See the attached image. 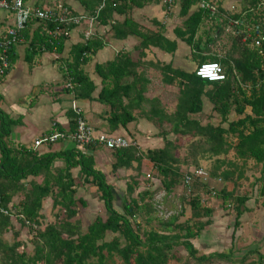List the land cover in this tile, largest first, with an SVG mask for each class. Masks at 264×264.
Here are the masks:
<instances>
[{"label":"trees","instance_id":"trees-1","mask_svg":"<svg viewBox=\"0 0 264 264\" xmlns=\"http://www.w3.org/2000/svg\"><path fill=\"white\" fill-rule=\"evenodd\" d=\"M78 1L99 25L110 26V33L115 39H139L135 47L139 57L135 59L128 52H119L113 61L97 64L95 71L101 78L102 89L94 99L96 85L85 74L83 67L105 44L98 35H92L84 43L72 47L69 60H60L63 63L59 69L66 80L65 91L73 94L76 100H96L105 105L112 131L134 122L136 112L146 106L145 116L157 128V137L162 140L163 146L144 152L138 146L111 150L115 159L113 173L121 169L135 172L126 179V197L122 201L123 211L120 212L115 205V188L107 181L106 175L96 168L94 157L86 153L99 146L88 145L84 151L72 148L44 154L35 148L17 147L10 141V136L12 127L20 120H14L0 107V264H108L114 257L124 264H169L182 260L179 248L201 264L219 260L232 262V251L200 255L193 243L212 224L213 210L203 206L202 190H199L204 187V191L209 193L206 183H192L188 201L192 215L184 222L180 221L184 210L167 219L158 215L157 206L153 203L155 191L152 186L153 181L157 180L166 195L173 193L187 174L182 167L188 164V159H182L181 149L190 143L188 152L192 158L199 154L202 158L217 157L211 176L224 182L233 180L232 172L222 169L230 151L244 163L252 160L262 165L257 195L264 198V43L257 48L250 40L243 41V35H235L232 48L225 58L210 55L227 20L214 22L216 31L212 36L207 34L204 42L198 33L204 21L209 20V14L199 4L210 0H180V16L185 21L182 28L175 29V34L191 48L197 67L195 71L188 72L175 68L172 63L150 62V67L161 74L164 85L178 88L176 107L168 112L159 98L146 96L150 80L146 72L140 69L146 51L155 48L174 54L178 49L177 42L165 37L166 30L162 25L157 30H145L132 17L134 10L153 5L155 0ZM261 2L250 0L249 8ZM195 5H198L197 10L191 13ZM217 7L221 13L228 12L221 6ZM115 15L124 19L116 21ZM231 18L238 20L241 14H232ZM34 23L37 27L31 38L28 28L23 31L30 38L25 55L30 67L43 53L62 54L68 39L61 37L52 46L49 31L55 25L49 22ZM14 53L12 48L8 53L9 66L0 73V81L16 61ZM207 62L220 63L225 70L226 80L209 82L199 78L196 70ZM1 68L0 60V71ZM1 99L0 95V103ZM205 101L213 106V111L220 117L219 125L211 122L204 124L198 118L204 112ZM233 114L235 120L231 119ZM69 119L70 131L67 133L56 125L67 139L75 131L76 109L69 111ZM225 124L227 128L223 127ZM58 160L65 163L64 168L54 167ZM143 160L149 161L152 166L153 173L147 176L142 174ZM193 162L197 164V160ZM77 168L80 169L78 180L72 174V170ZM87 187L95 189L107 216L97 217L84 233L76 217L79 208H85L87 204L77 195L80 188ZM218 197L224 200L227 208L233 206L236 231L242 216L250 211L247 206L250 198L236 195L235 190L227 192L225 189L220 190ZM48 199L52 201L54 222L43 227V211ZM139 219L145 220L146 225L150 226L149 230L143 229ZM15 222L29 229L34 248L32 256L20 250L24 243L19 241L20 232L16 230ZM154 222L156 225H153ZM9 233L13 236L11 243L5 240ZM109 234L114 235L110 241L107 240ZM249 255L257 256L249 264H264V255L257 251L246 254L240 263L245 264Z\"/></svg>","mask_w":264,"mask_h":264},{"label":"rangeland","instance_id":"rangeland-1","mask_svg":"<svg viewBox=\"0 0 264 264\" xmlns=\"http://www.w3.org/2000/svg\"><path fill=\"white\" fill-rule=\"evenodd\" d=\"M41 5L47 8H53L58 6H64L70 8L69 6H74L79 8L80 1L78 0H40ZM44 2V3H43ZM213 4L221 6L224 9H229L231 12L240 11L246 5H250V0H210ZM149 10L146 11H136L135 17L141 23L142 28L145 30H157L159 26H163L166 30V34L172 38H177L175 34L176 28H182L185 18L180 16V0H174L171 7H165L159 0H155ZM46 4V6H45ZM200 5V4H199ZM234 6V7H232ZM198 5H195L191 9V13L196 11ZM231 8V9H230ZM85 22V20H84ZM218 23V22H217ZM223 27V32L221 37L213 45L212 53L210 55H216L219 58H225L228 51V46L231 43L230 32H227L226 26ZM95 30V29H94ZM216 31V23L213 21H205L198 33V37L204 42L207 40V34L211 36ZM178 39V38H177ZM180 48L178 50V55L175 61L180 63L182 69L188 72L195 71L197 64L193 62L192 51L189 46L181 42ZM139 44V40L134 39L130 41L128 47L129 52L133 55L135 59L139 57V51L135 47ZM127 50L128 49H122ZM159 52L150 51L146 53V58L143 59V65L140 70H144L148 77L151 79V86L148 88L149 98H159L162 102V106L168 112L174 111L178 98V88H170L163 84L161 74L154 68L150 67L151 63L160 62L158 56ZM208 54V53H207ZM170 56L168 60H170ZM198 118L204 123L211 122L214 125H219L220 117L213 111V106L205 101L204 112L198 115ZM231 119L235 120L234 114ZM227 128V124L223 125ZM40 137L39 139H41ZM63 142H57L53 144V149H59L64 144ZM188 143L183 149H181L182 159H188V164L182 167L183 172L190 174L197 167L204 170L206 174L207 181L203 179L197 180L198 183H206L208 186L209 193L204 191V187L200 188L202 190V204L203 206H209L213 210L212 224L207 227L194 241V246L199 250L200 255H210L213 253H228L233 252V261H216L213 263L206 264H242L240 261L249 252L257 251L264 255V198L258 197L259 184L258 180L262 177V165L257 164L252 160H248L245 163L238 160L236 154L230 151L225 157V165L222 169L232 172L233 180L231 182H224L221 178L212 177V169L216 166L217 157H206L202 158L199 154L195 158L189 151ZM34 146V144H33ZM39 149H47V145H41ZM192 151V150H191ZM223 159L224 157H220ZM193 160H197V164H194ZM193 162V163H192ZM232 162V165H229ZM194 164V165H192ZM197 168V169H199ZM152 171V170H151ZM78 180V179H77ZM123 188L125 186L123 185ZM225 189L227 192H232L235 190L238 196H248L250 201L247 206L250 209L246 212L241 220L240 227L235 231V220L236 214L233 210V206L227 208L224 200L219 198L220 190ZM152 190L155 191L153 203L157 206L156 212L161 218L167 219L171 215L180 214L184 210V216L180 217V221L184 222L191 218V209L188 204L190 193L186 189L184 181L175 188L172 194L166 195V192L161 188L159 181L154 180ZM218 193V194H217ZM77 197H81L86 201L87 206L85 208L80 207L78 210V216L76 220L81 225L82 232H86L88 226L97 218H106L107 214L104 209L103 203L99 201L95 194H91L89 187L80 188ZM87 198V199H85ZM116 208L122 212V201L116 202ZM43 215L45 220L43 222V227L54 222V217L52 213V201L48 199L45 202ZM138 222L142 225L143 229L149 230L150 226L146 225L144 219H139ZM16 224V230L20 232L19 241L24 243V247L21 251H25L27 254L32 256L34 254V248L31 244V235L28 228H22L20 225ZM156 225V222L153 223ZM114 235L109 234L107 240H112ZM234 237V240H233ZM7 242H13L12 234H7L5 236ZM233 244V246H232ZM180 253L183 255L181 261H171L169 264H201L196 262L194 259L189 258L186 251L179 248ZM257 259L256 255H249L248 260L245 264H249ZM108 264H124L122 260L114 257L108 262Z\"/></svg>","mask_w":264,"mask_h":264},{"label":"crops","instance_id":"crops-1","mask_svg":"<svg viewBox=\"0 0 264 264\" xmlns=\"http://www.w3.org/2000/svg\"><path fill=\"white\" fill-rule=\"evenodd\" d=\"M23 1L27 7L47 8L41 5L40 0ZM262 3L263 2L258 3L255 7L251 8L245 5L242 10L240 9V11L238 10L236 13L231 12L229 9L225 10L229 12L230 16H232V14H241V18L238 20H245L246 24L252 25L264 17V4L262 6L260 5ZM150 6L152 5L134 10L132 13L133 19L141 24L136 20V11L149 10ZM69 7L70 8L64 7V9L71 12L73 11L76 15H81L86 18L85 22L83 21L81 25L72 28L71 34L65 42V48L62 54H57L55 52L43 53L35 59L32 67L29 66L25 61V55L30 38L37 27V24L34 22L29 23L27 26L28 31H30V38L24 35L25 43L14 47V54L17 59L9 73L0 81V95L2 98L0 103L1 109L14 120H20V123L12 127L10 141L17 147L24 146L27 148H35L33 144L39 140L40 137L48 135L54 125L60 126L65 132H69V111L71 109H79L87 123L95 130L96 134L122 136L133 140L143 152L147 149L161 148L163 142L157 137L158 130L145 116L147 111L146 106L136 112V120L134 122L129 123L126 127H119L115 131H112L107 120L108 109L105 105H102L96 100H76L73 94H69L65 91L66 80L59 69L61 63H63L60 60L65 61L70 59V52L74 45L84 43L95 34L98 35L105 44L104 48L99 50L91 61L83 67L85 74H87L96 85V91L93 93V98L96 99L102 89L101 78L95 71L96 65L113 61L119 52L130 53L129 48L126 47L129 46L130 41L137 39L136 37H128L125 40L115 39L112 33H110V26H103L99 25L96 21H90L91 17H89V12L81 3L79 8H75L72 5ZM123 19V16H114V20L116 21H122ZM14 24V14L1 10L0 40ZM224 26H226L227 32H230L229 36L232 39L228 46V50H230L232 48L233 36H235L234 28L228 23H225ZM165 37L171 42H177L178 49L174 54H168L155 48L146 51V53H150V51L156 53V51H158L161 63H172L175 68H181L179 67L180 63L176 61L174 63V57L176 58L180 48L178 39L175 37L172 38L166 33ZM122 49H128V51ZM169 56L171 57L170 60H168ZM145 58L146 55L143 59ZM149 80L150 84L148 88L151 86V79L149 78ZM168 87L174 88L173 86ZM146 96L149 98L148 90ZM64 143L65 145L59 149H53L52 145H47V149H39L38 147L35 149L40 154L60 152L72 148L84 151V149L77 147L70 140H65L62 144ZM86 153L94 157L96 168L106 175L107 181L115 188L114 193L117 200L116 202L123 201L126 197V179L134 175L135 172L133 170L121 169L118 173H113L112 165L115 159L112 152L105 148L99 147L96 150L87 151ZM64 166L65 163L62 160H58L54 164L55 168H64ZM151 170V163L147 160H143V176L153 173ZM72 174L75 179H79L80 169L77 168L72 170ZM123 185L125 188H123ZM90 190L91 194H95L94 188Z\"/></svg>","mask_w":264,"mask_h":264},{"label":"built area","instance_id":"built-area-1","mask_svg":"<svg viewBox=\"0 0 264 264\" xmlns=\"http://www.w3.org/2000/svg\"><path fill=\"white\" fill-rule=\"evenodd\" d=\"M165 7H171L174 0H160ZM261 6L264 4L262 0ZM104 4L101 6L103 7ZM264 6V5H263ZM200 7L207 11L209 14V20H215L213 22H223L227 20V23L234 28L235 35H243V40H250L252 44L259 48L264 43V17L258 20L252 25L246 24L245 20H235L231 18L229 12L221 13L218 7L210 2L202 1ZM8 11L15 16V24L10 28L6 35L0 40V60L2 62V68L0 73L4 69L8 68V53L17 45L25 43L23 31L27 28L29 23L32 22H49L54 26V29L49 31V35L53 41L50 42L54 46V42L61 37H69L72 27L81 25L86 17L81 15H74L71 11L64 9L63 6L57 8H31L27 7L23 0H0V11ZM90 21H95L91 18ZM242 29V30H241ZM196 75L209 82H222L226 80V74L224 68L220 63L207 62L201 64L197 70ZM77 119L75 131L71 137L67 139L65 133L60 132L54 125L51 132L37 140L34 143V147H40L41 145H53L59 140H70L77 147L84 149L88 145H95L107 150L125 149L137 144L130 139L122 136L96 134L95 130L87 123L83 117L81 110L76 109ZM206 174L203 169H195L190 174H185L183 177L184 184L188 192H191L192 183L203 179L207 181ZM7 213V212H6Z\"/></svg>","mask_w":264,"mask_h":264}]
</instances>
